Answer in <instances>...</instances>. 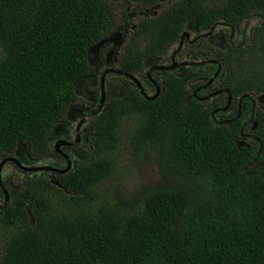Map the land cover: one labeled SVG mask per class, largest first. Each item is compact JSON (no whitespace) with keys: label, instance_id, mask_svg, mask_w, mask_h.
<instances>
[{"label":"trees","instance_id":"16d2710c","mask_svg":"<svg viewBox=\"0 0 264 264\" xmlns=\"http://www.w3.org/2000/svg\"><path fill=\"white\" fill-rule=\"evenodd\" d=\"M117 1L158 11L127 35L120 68L130 72L168 55L189 22L243 28L264 14V0H0V163L20 142L52 153L47 133L78 100V79L93 70L90 48L117 29ZM248 29L240 47L216 51L222 86L243 106L246 93L264 95V18ZM191 76L169 72L155 99L137 86L111 99L91 121L92 148L59 184L25 181L30 206L0 209L8 228L0 264H264V172L250 166L261 144L264 161V108L258 140L241 145L240 120L220 124L207 102L188 98ZM126 119L135 123L128 142L154 157L161 178L122 207L101 201L99 187L115 171Z\"/></svg>","mask_w":264,"mask_h":264},{"label":"flooded vegetation","instance_id":"af4514ba","mask_svg":"<svg viewBox=\"0 0 264 264\" xmlns=\"http://www.w3.org/2000/svg\"><path fill=\"white\" fill-rule=\"evenodd\" d=\"M150 14L151 10L146 12L133 10L125 16L124 25L118 26L113 33L105 37L109 40L99 51L91 53L90 61L93 70L78 79L76 88L78 100L68 108L65 118L55 123L47 133L52 153L36 155L28 144L20 142L17 149L4 158L17 157L21 165L8 160L3 166L2 180L0 181V204L5 201L2 184L10 196V201L6 206L15 204L27 208L30 206L28 197L20 191L21 185L25 181L38 176H47L51 180H55L59 174L55 169L64 170V173H67L74 168L79 160L80 151L92 148V119L106 110L111 99L122 96L132 86L138 87L133 77L141 81L149 96L157 94L156 97H158L164 91L165 77L169 72L181 78L192 75L186 82L189 87L192 85L193 90L188 98L194 97L207 102L212 107L213 118L220 124H232L234 121L240 120L242 125L241 145L254 144L258 140L255 134L257 129L255 125L258 109L264 108V99L261 100L262 94L250 96V106L248 103L243 106V96L242 100L240 98L238 104H235L233 94L231 93L230 96L229 89L222 86L225 64L223 58L216 56V51L222 56L223 48L226 49V53L227 51L231 52L227 48L228 44L236 49L244 44L250 21L254 17L262 19L264 14L256 13L250 17L251 20H248L243 28L221 20L208 29L201 28L196 22H189L183 32V34L185 32L188 34L180 39L168 55L146 58L141 71L130 72L121 69L119 53L122 49L114 50L120 39V31L128 33V28H132L135 24H132L128 18ZM240 35L241 40L237 41ZM174 64H176L175 67H172ZM219 66H221V70H218ZM168 67L169 69H167ZM100 104L102 106L98 114L88 118L93 111L99 108ZM246 139L249 143L246 142ZM260 161L263 160L257 159L250 166H253L255 171L258 169L264 171L262 166L258 165ZM22 166L30 170H26ZM36 167L44 168L31 170Z\"/></svg>","mask_w":264,"mask_h":264},{"label":"rangeland","instance_id":"374dc122","mask_svg":"<svg viewBox=\"0 0 264 264\" xmlns=\"http://www.w3.org/2000/svg\"><path fill=\"white\" fill-rule=\"evenodd\" d=\"M165 5H169V3H165L164 6ZM133 10L146 12L150 10V7H144L130 2H127L126 5L121 1L116 2V17L118 26L124 25L125 16L131 13ZM156 12L158 11L153 10L151 11V14ZM141 16L142 15L130 17L128 20L133 24L136 23L138 19L141 18ZM258 23H260V19L254 17L250 25H255ZM130 30L131 28H128V33H126V35L130 33ZM240 40L241 35L238 37L237 41ZM134 125L135 123L130 119H126L124 121V138H122V142L115 152V158L117 161L115 171L99 187V196L101 201H115L122 207L125 206V203L123 204L122 200L126 201L127 199L134 198L144 189L156 185L161 178L160 167L154 157L150 153L139 152L140 155H138V152H135L128 142L127 135L130 132L129 130H131V127ZM15 181L17 182V179H15ZM140 198L141 196L138 195V199ZM7 233L8 228L4 227V225L0 223V257L4 252L5 238L7 237Z\"/></svg>","mask_w":264,"mask_h":264},{"label":"water","instance_id":"95a60500","mask_svg":"<svg viewBox=\"0 0 264 264\" xmlns=\"http://www.w3.org/2000/svg\"><path fill=\"white\" fill-rule=\"evenodd\" d=\"M249 20H251V19H249ZM124 34H126V33H122V31H120V34H119L120 39H119V41L117 42V44H116V48H115L114 50H117V49H121V48H122V46H123V44L125 43V40H126V36H125ZM186 34H188V32H185V33L182 35V38H181V39H183V38H184V35H186ZM108 40H109L108 38H103V39L100 40L95 46H93L92 48H90L89 53H88V59L90 60V57H91V53H92V52H94V51H99V49H100V48L106 43V41H108ZM90 63H91V61H90ZM175 65H176V64H174L172 67H175ZM172 67H171V68H172ZM167 69H169V67H168ZM218 70H221V66H219V69H218ZM113 71H114V70H113ZM115 72L118 73L119 71H115ZM129 76L131 77V75H129ZM133 79L136 81V83H137V85H138V88H139L140 91L143 93V95L146 96L147 99H155V98H156L157 94H156L155 96H149V95L145 92V88H144V86L142 85L141 81L138 80V79L135 78V77H133ZM228 92L230 93V96H231V92H230L229 90H228ZM245 96L250 97V94H249V93H246ZM242 98H243V97H242ZM242 98H241V100H242ZM263 99H264V95H262V97H261V100H263ZM101 106H102V104H100V105H99V108H98L97 110L93 111V112L88 116V118H91V117L95 116L96 114H98V112H99L100 109H101ZM255 126H257V122H256V125H255ZM242 133H243V131H242ZM261 150H262V144H261V146H260V148H259V150H258L257 156L261 153ZM257 156L251 161L250 165L253 164V163L257 160ZM8 160H12V161L16 162L17 164L21 165V163H20V161L18 160L17 157H10V158L3 159L2 162L0 163V181L2 180L1 170H2L3 166L5 165V163H6ZM258 165H261L262 168H263V170H264V161H260V162H258ZM22 167H23L24 169H26V170H30V169L27 168V167H24V166H22ZM43 168H44V167H36V168H31V170H40V169H43ZM246 168H247V167H246ZM55 170L58 171L59 173H64V172H65L64 170H60V169H55ZM255 172H256V171L254 170L252 173H255ZM263 172H264V171H261V173H263ZM53 182H54L55 184H59V182H58L57 180H53ZM2 188H3V190H4V194H5V201H4L2 204H0V209L3 208L4 206H6V205L9 203V201H10L9 192H8V190L6 189V187L4 186V184H2Z\"/></svg>","mask_w":264,"mask_h":264},{"label":"clouds","instance_id":"9594fccd","mask_svg":"<svg viewBox=\"0 0 264 264\" xmlns=\"http://www.w3.org/2000/svg\"><path fill=\"white\" fill-rule=\"evenodd\" d=\"M126 40H127V38H126ZM126 40H125V43H126ZM125 43H124V44H125ZM124 44H123V46H124ZM123 46H122V48H123ZM122 48H121V49H122ZM89 61H90V60H89Z\"/></svg>","mask_w":264,"mask_h":264}]
</instances>
